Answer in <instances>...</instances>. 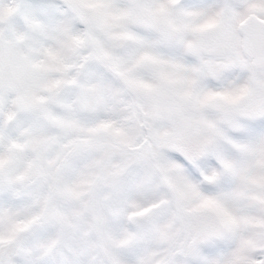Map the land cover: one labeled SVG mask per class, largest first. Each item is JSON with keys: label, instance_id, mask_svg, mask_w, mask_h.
Listing matches in <instances>:
<instances>
[{"label": "snow or ice", "instance_id": "obj_1", "mask_svg": "<svg viewBox=\"0 0 264 264\" xmlns=\"http://www.w3.org/2000/svg\"><path fill=\"white\" fill-rule=\"evenodd\" d=\"M0 264H264V0H0Z\"/></svg>", "mask_w": 264, "mask_h": 264}]
</instances>
